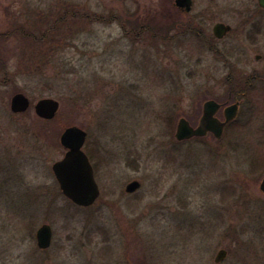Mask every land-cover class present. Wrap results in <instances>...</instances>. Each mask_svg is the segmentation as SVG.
<instances>
[{"label": "rangeland", "instance_id": "rangeland-1", "mask_svg": "<svg viewBox=\"0 0 264 264\" xmlns=\"http://www.w3.org/2000/svg\"><path fill=\"white\" fill-rule=\"evenodd\" d=\"M168 2L0 0V264H264V83L239 97L220 139L174 138L200 97L222 100L227 66L242 88L264 69V13L257 0H193L194 11L228 13L224 61L192 39H133L134 22H120L130 14L141 22ZM65 7L81 18L66 20L68 37L32 63L17 29L41 34L42 16ZM236 11L252 23L239 26ZM16 91L30 100L23 114L9 109ZM42 98L59 103L51 120L34 112ZM73 125L86 132L100 193L89 206L64 197L52 172L65 153L59 136ZM133 180L140 187L125 192ZM42 224L52 231L47 249L36 246Z\"/></svg>", "mask_w": 264, "mask_h": 264}, {"label": "flooded vegetation", "instance_id": "flooded-vegetation-1", "mask_svg": "<svg viewBox=\"0 0 264 264\" xmlns=\"http://www.w3.org/2000/svg\"><path fill=\"white\" fill-rule=\"evenodd\" d=\"M257 5L259 9H261L262 12L264 13V8L259 6L258 0H257ZM236 12L238 13L235 15L237 16V21H238L239 26L242 27V25L246 23L247 21L250 22L252 18L251 15L240 16V14L243 15L244 13L238 12V11ZM247 14L249 13L247 12ZM148 15L149 16L145 15L144 17H142L143 20L141 22L139 21V19L141 18L138 17V14L136 16L131 15L130 19H134V20L133 21L130 20L129 23L132 24L134 22V25H135V26L133 25L131 29L133 39L139 37L143 33L148 34L150 40H152L154 43H159L161 41L162 42H172L173 40H176L178 37H180L182 38L181 43L185 44V43H188L190 39H192L197 44L205 45L209 51L218 52L216 53L218 54L217 56H220L221 58H223L224 61L227 60L228 57L231 56L230 46H228L225 49H224V46H222L220 49L218 48V46L219 44H221L223 40L229 37V35L233 32L234 27L230 24V22L227 23L224 21L225 17L229 19L228 13L226 14V16H220L218 14V10H216L215 7L212 5L207 6L205 9L194 11L193 0H191L190 8L188 10L186 9V7L177 6L175 4V0H169L168 4L165 7H163V10L160 13L158 12L157 14H154V15H151V14H148ZM120 17H121L120 22L125 23V20H124L125 15H121ZM230 17L233 19L234 15ZM250 23H252V20ZM217 24H222L223 28H219ZM258 27L259 25L256 27V29L252 28L251 31H254L253 34L250 32V30L248 31L250 32L249 34L250 37H256L259 35ZM226 51L227 53H225ZM255 59L256 60L261 59V55H255ZM0 60L2 61V67H3V60L2 59ZM232 67H233L232 65L227 66L228 71H227V75L225 78L228 84V89L226 90V93L222 96L221 101H218L215 98L200 97V101L202 102L198 107V111H196L192 115V117L190 116V120L186 119L184 116H179V119L183 118L189 123L191 127L193 128L197 127L203 115L204 103L206 101L213 100L218 104V107L215 113L213 114V117L220 122H224L226 118L225 116L226 109L233 104H237L235 108L236 115L224 124L222 135H221L222 137L226 126L231 124L237 118L239 114L240 103H241V99L239 97L243 95L245 90H247L248 88H252L255 82L264 83V76L261 74L262 72H264V69L261 70V69L256 68L252 70V73H250V77H249L250 80L243 81L244 85L242 88L241 87L242 82L238 81L236 83L234 76H231ZM17 93H21V92L16 91L11 95V97H9L10 111H12L11 110V99L13 95ZM27 110L22 111V112L13 111L12 113L16 115L23 114ZM168 117L169 116H167L166 120L169 122ZM179 119L177 120V123ZM175 131H176V128H175ZM208 136L213 137L214 139L221 138V137L216 138L213 132L207 131L204 135L192 136L188 139H184L181 141H187L190 139H201V138H206ZM174 138H175V133H174ZM3 143H5V139ZM87 157L89 159L88 154H87ZM51 238H52V231H51Z\"/></svg>", "mask_w": 264, "mask_h": 264}, {"label": "water", "instance_id": "water-1", "mask_svg": "<svg viewBox=\"0 0 264 264\" xmlns=\"http://www.w3.org/2000/svg\"><path fill=\"white\" fill-rule=\"evenodd\" d=\"M191 0H175L179 7L190 8ZM260 7L264 8V0H258ZM223 28L222 24H217ZM29 99L22 93L14 94L11 99V110L22 112L28 109ZM237 104H233L226 109V118L220 122L213 117L218 104L209 100L204 103L203 115L197 127L193 128L189 123L181 118L176 125L175 138L178 141L188 139L192 136L204 135L207 131L213 132L216 138H220L224 124L235 115ZM35 114L42 119H52L58 108L59 103L53 98H42L34 104ZM86 132L78 126L66 127L59 136L60 145L66 150L61 159L52 164V172L57 181L62 194L71 202L78 206H89L99 196V188L95 182L93 168L90 161L83 151ZM140 187V182L133 180L126 184L125 192H134ZM259 190L264 196V176L259 183ZM36 245L39 249H46L51 243V229L48 224L41 225L35 234ZM225 255L224 250H220L215 258L219 262Z\"/></svg>", "mask_w": 264, "mask_h": 264}, {"label": "trees", "instance_id": "trees-1", "mask_svg": "<svg viewBox=\"0 0 264 264\" xmlns=\"http://www.w3.org/2000/svg\"><path fill=\"white\" fill-rule=\"evenodd\" d=\"M63 13L64 14L62 16H58L55 19L54 17H50L46 15L42 16V18L45 19V23H47V25H45L46 28L41 34L30 32L25 28H24L25 29L24 32L22 28L20 29V31L19 29H17L20 36L26 38L28 48L31 47L30 49H26V48L25 49L26 52L29 54V56L32 58V63L36 61L39 55H44L47 48L49 50H53L54 48H57L59 46V42L61 41V39L64 36L68 37V33L66 34L65 32H63L64 28L62 26V24L66 23L65 22L66 20H68L69 18L74 20L81 18L77 13L76 14L73 13L70 7L69 9H66L65 7V11ZM131 15L132 14H130L128 18L127 16H125L124 20L129 22L130 20L133 21L134 19H130ZM62 41H64V39H62Z\"/></svg>", "mask_w": 264, "mask_h": 264}]
</instances>
